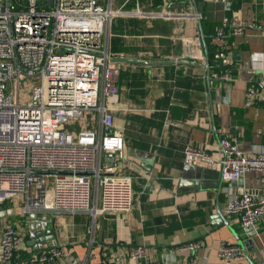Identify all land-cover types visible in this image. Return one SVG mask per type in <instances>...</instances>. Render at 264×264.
Listing matches in <instances>:
<instances>
[{"label": "crops", "instance_id": "crops-1", "mask_svg": "<svg viewBox=\"0 0 264 264\" xmlns=\"http://www.w3.org/2000/svg\"><path fill=\"white\" fill-rule=\"evenodd\" d=\"M193 1L162 0L157 7L139 5L138 0L113 1L125 10L135 8V3L146 11L165 9L160 14L139 13L147 18L148 23L141 26L149 27L148 31L139 33L129 26L128 31L115 34L122 42L115 49L111 44L112 21L134 17H115L106 36L120 72L144 74L140 94L121 84L119 73L118 93L109 101L113 129L123 136V154L129 163L125 172L132 176L133 207L118 213H48V226L54 230L58 246L46 241L44 248L63 250L79 264H99L113 255L127 257L130 248L138 244L145 246L147 261L220 264L219 243L241 240L243 263L264 264V213L254 225L255 234L250 235L251 230L225 211L229 196L239 189L264 198V172L244 173L243 186H231L230 181L222 180L218 190L215 170L197 166L200 172L208 171L199 178L193 169L185 170L182 154L189 145L215 155L220 138L235 143L243 154L264 151V0ZM195 9L211 43L223 19L233 21L224 27L226 50L233 58L228 68L210 70V66L207 69L202 65L206 55ZM232 25H240L241 32L234 34ZM153 26H164L168 32L157 33ZM117 56L140 61H120ZM213 63L223 65L217 59ZM226 70L232 75L228 82L220 78ZM250 78L261 85L255 86L260 99L254 104L246 103ZM165 115L172 125L163 126ZM98 117L95 112L88 113L73 129L98 128ZM101 160L108 161L104 155ZM94 202L98 204V200ZM9 208L13 212L0 219V226L12 224L30 230L29 214L22 213L13 202H5L0 210ZM29 240L24 238L11 264H22L35 254L27 244ZM189 241L202 243L195 252L172 251ZM165 254L175 256V260L167 261ZM45 264L68 263L65 256H56Z\"/></svg>", "mask_w": 264, "mask_h": 264}, {"label": "built area", "instance_id": "built-area-1", "mask_svg": "<svg viewBox=\"0 0 264 264\" xmlns=\"http://www.w3.org/2000/svg\"><path fill=\"white\" fill-rule=\"evenodd\" d=\"M134 7L113 10L112 0H0V208L13 202L22 213L35 212L42 228L48 226V213L132 209V176L125 172L123 136L113 129L109 103L118 93L120 67L106 36L118 15L164 12ZM232 22L223 19L213 43L227 48L224 27ZM232 26L234 34L241 32L240 25ZM215 59L228 68L233 58L222 49ZM220 78L228 82L232 75L226 70ZM252 82L246 88L247 104L260 99ZM91 112L99 116L98 128H68ZM172 124L165 115L163 126ZM182 154L184 164L213 168L226 181L264 172V151L243 154L226 138L218 139L215 155L189 145ZM225 211L240 226L254 227L263 216L264 198L239 189L229 196ZM26 236L34 238L33 231L0 226V264H11ZM201 243L189 241L172 251L195 252ZM44 244L36 239L37 251L22 264H45L56 256L79 264L63 250L45 251ZM243 254L237 243L225 240L217 249L220 264H244ZM145 258L146 248L138 244L127 257H104L99 264H170Z\"/></svg>", "mask_w": 264, "mask_h": 264}, {"label": "trees", "instance_id": "trees-1", "mask_svg": "<svg viewBox=\"0 0 264 264\" xmlns=\"http://www.w3.org/2000/svg\"><path fill=\"white\" fill-rule=\"evenodd\" d=\"M146 3H148V5H150L151 7H157L159 5L162 4V0H138V4L139 5H145ZM131 4V3H129ZM129 4H127V6H130ZM131 27L132 30L136 29L137 32L141 33L142 31L147 32L149 29V27H144L141 26V22L139 20H136L135 18H126V19H122V18H118L115 21H112V25H111V33L113 35L119 33L120 31L126 30L128 31V27ZM202 27L204 32L207 34V29H206V25L204 22H202ZM147 28V29H146ZM152 29H154L153 31L157 32V33H163L165 34V32L167 31V28H165L164 26H153ZM168 32V31H167ZM211 37H208L206 35V40H207V46H208V63L210 66V70H220L222 69V67L224 68V65H220L216 66L213 63V60L215 59V53L216 51L219 50H226L225 48L220 47V45H217L215 43H211L210 41ZM122 42L119 40V38L117 39L116 45L117 46H121ZM226 47V45H225ZM120 83L121 84H126L128 87H130V90H132L133 88H135L138 93H142V88L143 87V77L144 74L143 72L139 71V72H128V71H122L120 72ZM252 84L258 88L261 87V85L258 82L253 81ZM130 95H133V93L130 92ZM166 100H168V98H166ZM50 248H46L45 251H49Z\"/></svg>", "mask_w": 264, "mask_h": 264}, {"label": "water", "instance_id": "water-1", "mask_svg": "<svg viewBox=\"0 0 264 264\" xmlns=\"http://www.w3.org/2000/svg\"><path fill=\"white\" fill-rule=\"evenodd\" d=\"M193 4H194V1L192 0ZM195 14L197 15V22H198V26H199V31H200V38L202 40V44H203V47H204V53L206 55V59H205V63L202 64L205 68L208 69L209 67V63H208V46H207V43H206V35L204 34V32L202 31V26H201V23H200V18L198 17V12L197 10L195 9ZM115 59L117 60H120V61H140V60H132V59H128V58H125V57H120V56H117L115 57ZM207 80L209 81L210 80V74L209 72L207 71ZM190 169H193L194 172L196 171L197 174H198V177L199 178H202L205 173H207L208 171L202 169V171L200 172L201 169H198L197 166L195 165H187V167L185 168V170H190ZM216 175L218 176V190L220 189V185H221V182H222V176L217 172L215 171ZM196 183V182H195ZM230 184L231 186H235V185H238V186H243V181L241 178L237 179V180H231L230 181ZM198 186V185H197ZM249 192V191H248ZM13 212V209L12 208H9L7 210H0V219L11 214ZM29 217H30V227L29 229L31 231H33L34 233V238L30 239L27 244H29L30 246H32L33 250L36 252L37 250V246H36V239H38L40 242L42 243H46V241L49 242V245L51 246H58L57 244V241H56V236H55V232L54 230L49 227V226H46L45 228H42L38 222V219H37V214L35 212H31L29 214ZM246 230H251L252 232H250L249 234L250 235H254L255 234V230L253 226H248V227H244ZM243 253H245V249H244V245L243 243L241 242V240H238V243H237ZM165 259L167 261H170V259L172 258V261L175 260V256H172L170 258V254H165L164 255Z\"/></svg>", "mask_w": 264, "mask_h": 264}, {"label": "rangeland", "instance_id": "rangeland-1", "mask_svg": "<svg viewBox=\"0 0 264 264\" xmlns=\"http://www.w3.org/2000/svg\"><path fill=\"white\" fill-rule=\"evenodd\" d=\"M114 0H112V8H113V10H117V9H119L121 6H118V4L116 3L115 5H114V2H113ZM123 2V1H122ZM139 7V6H138ZM139 9H141L142 11H146V9L145 8H142V7H139ZM165 10V9H164ZM163 10V11H164ZM153 12V11H152ZM154 12H162V10L160 9H156ZM135 16H137V17H134L136 20H139L140 22H141V24H147L148 23V20H147V18H145V17H141V16H138V15H135ZM154 20H156L157 21V19H154ZM125 34V33H124ZM127 34V33H126ZM121 35H123V34H121ZM117 39H118V36L117 35H113L112 36V39H111V44H112V47L115 49V47H116V42H117ZM79 123H80V119H77V120H72L71 122H70V124H69V127L68 128H75V127H77V125H79Z\"/></svg>", "mask_w": 264, "mask_h": 264}]
</instances>
